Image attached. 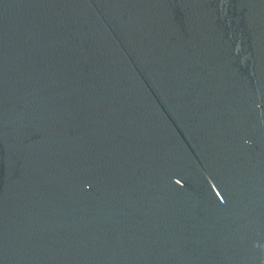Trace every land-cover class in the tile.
I'll list each match as a JSON object with an SVG mask.
<instances>
[{"label": "water", "instance_id": "water-1", "mask_svg": "<svg viewBox=\"0 0 264 264\" xmlns=\"http://www.w3.org/2000/svg\"><path fill=\"white\" fill-rule=\"evenodd\" d=\"M0 264H264V0H0Z\"/></svg>", "mask_w": 264, "mask_h": 264}]
</instances>
